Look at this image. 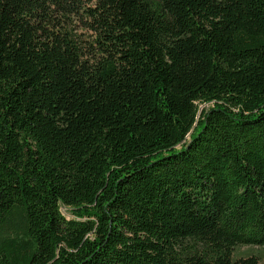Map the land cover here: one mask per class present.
Wrapping results in <instances>:
<instances>
[{"label": "trees", "instance_id": "obj_1", "mask_svg": "<svg viewBox=\"0 0 264 264\" xmlns=\"http://www.w3.org/2000/svg\"><path fill=\"white\" fill-rule=\"evenodd\" d=\"M238 247L264 0H0V264H264Z\"/></svg>", "mask_w": 264, "mask_h": 264}, {"label": "rangeland", "instance_id": "obj_2", "mask_svg": "<svg viewBox=\"0 0 264 264\" xmlns=\"http://www.w3.org/2000/svg\"><path fill=\"white\" fill-rule=\"evenodd\" d=\"M206 106H200V108H204ZM62 213L66 217H70L69 213L65 211L64 209L62 210ZM250 255H255L257 257H262L264 255V248H259V247H238L234 251V258H245Z\"/></svg>", "mask_w": 264, "mask_h": 264}]
</instances>
